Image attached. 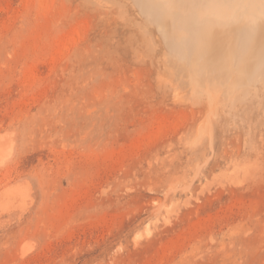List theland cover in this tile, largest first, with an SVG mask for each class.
Segmentation results:
<instances>
[{
    "label": "rangeland",
    "instance_id": "374dc122",
    "mask_svg": "<svg viewBox=\"0 0 264 264\" xmlns=\"http://www.w3.org/2000/svg\"><path fill=\"white\" fill-rule=\"evenodd\" d=\"M164 4L0 0V189L32 202L0 219V264H264V49L243 58L264 36L194 85Z\"/></svg>",
    "mask_w": 264,
    "mask_h": 264
},
{
    "label": "bare ground",
    "instance_id": "6f19581e",
    "mask_svg": "<svg viewBox=\"0 0 264 264\" xmlns=\"http://www.w3.org/2000/svg\"><path fill=\"white\" fill-rule=\"evenodd\" d=\"M136 1V0H135ZM145 1V0H144ZM166 1V4L163 5V11L162 12V16L163 18H168L169 20H171V22L175 23V26H178L179 28L181 27L182 30H180L178 32V35L179 37L175 39V42L177 41H180L181 43V46H184L182 47L183 49L185 48V45L188 41L191 43V49H190V52H188V47H187V52L190 53V56H188V60L187 62L188 63H184L186 64V66L194 69L192 70V72L190 71L191 69L187 70V67L185 66V71L187 70L190 71L191 73H194L195 71L196 72H203V74L205 75L206 74V70H205V67H210L208 70H211L213 71V75H219L221 76L222 73L225 72L226 74V71L229 69L228 67H225L226 65L228 64H225L224 66V63H220L218 64V62H215V64H209L206 62V60L208 61L209 59V62L213 61L211 60V58L209 57V55H207L208 51L211 49L214 50V53H212L211 51V54H215L216 53L219 55V54H224L222 53L223 51L225 52V50H223L222 47H224L223 45V41L227 43V40L229 41V39H232L233 41H229L231 43H234L233 44H230V45H233L235 47H237V43H238V36H239V39L241 37V34L239 35L238 34V30L239 31H243L242 29H249L252 34H251V37L255 40L256 38H258L259 36H264L262 34V32H258V30L260 28H264V0H191L188 3H185L183 1H176V0H165ZM149 2V1H148ZM164 2V1H163ZM139 4V3H138ZM146 4V2L144 3L143 2V5ZM149 4V3H148ZM147 4V5H148ZM152 5L151 6H154V10L156 9L155 8V4L153 5V2L151 3ZM157 4V3H156ZM159 4V3H158ZM157 4V5H158ZM162 4V3H160ZM150 5V4H149ZM148 5V6H149ZM147 6V7H148ZM143 7V6H142ZM150 7V6H149ZM160 7V6H159ZM162 7V5H161ZM158 8V7H157ZM165 9V10H164ZM159 10V9H158ZM145 11V10H144ZM152 11V10H151ZM157 11V10H156ZM150 12V11H149ZM158 12V11H157ZM153 13V12H152ZM159 13H160V10H159ZM157 14V13H156ZM156 19V17H155ZM159 20V19H158ZM156 21V20H154ZM171 24V23H170ZM177 24V25H176ZM172 25V24H171ZM159 26V24H158ZM163 26V25H161ZM159 26V27H161ZM173 26V25H172ZM158 27V28H159ZM166 27V26H165ZM144 28V27H143ZM147 28V27H146ZM145 28V29H146ZM162 28V27H161ZM241 28V30L239 29ZM160 29V28H159ZM161 30V29H160ZM181 32V33H180ZM245 32V30L243 31ZM242 32V33H243ZM250 32V33H251ZM163 33V30L162 32ZM240 33V32H239ZM246 33V32H245ZM165 34V32H164ZM163 34V36H164ZM162 35V34H161ZM166 36V35H165ZM200 36H203L200 37ZM258 36V37H257ZM243 37L246 38V40L248 39V36H246V34H243ZM167 38V37H166ZM165 39V37H164ZM173 39V37L171 38ZM243 40V39H242ZM254 40H251L252 42ZM173 41V40H172ZM245 41V40H244ZM249 41V39H248ZM247 41V42H248ZM188 42L187 46L190 44ZM243 43V41H241ZM239 40V43L242 44ZM173 43V42H172ZM225 43V45L227 47H229L227 44ZM176 44V43H175ZM174 45V44H173ZM172 45V47H173ZM177 45L180 47V45L177 43ZM244 45V44H243ZM176 47V46H175ZM245 47V45H244ZM171 48V47H170ZM169 48V49H170ZM181 48V49H182ZM182 49V50H183ZM222 51L221 53L220 50ZM230 49V48H228ZM235 48H233L234 50ZM243 49V48H242ZM260 49H264V45L258 43V44H252L251 46H248L245 47L244 52H243V58H246V59H252V57L255 55V54H258L259 50ZM181 50V52L183 53V51ZM219 51V52H215V51ZM232 50V51H233ZM260 50V53H262ZM178 51V50H176ZM175 51V52H176ZM236 51V49L234 50ZM233 52H229V54L231 53L232 55H234ZM180 50H179V54L181 53ZM237 52V51H236ZM168 53V52H167ZM173 53V52H172ZM181 53V54H182ZM186 53V52H185ZM225 53H228L227 51ZM242 53V52H241ZM230 54V55H231ZM245 54V55H244ZM264 54V53H263ZM173 55V54H171ZM170 55V56H171ZM186 55V54H185ZM188 55V54H187ZM214 55V56H215ZM218 55H216V58L218 57ZM231 55V57H232ZM241 55V54H240ZM169 56V57H170ZM181 56V55H180ZM221 56V55H219ZM246 56V57H245ZM167 57V60H168V56ZM185 57V56H184ZM208 59H207V58ZM225 57V55L223 56ZM174 58V57H173ZM221 59V62L223 60L222 56L219 57ZM186 59V58H185ZM214 59V58H212ZM226 59V58H225ZM224 59V60H225ZM245 59V60H246ZM171 60H172V57H171ZM174 60V59H173ZM236 60V59H235ZM177 61V60H175ZM243 61V60H242ZM250 61V60H249ZM168 62V61H167ZM174 62V61H173ZM172 62V63H173ZM205 62H206V65L205 66ZM244 62H247V61H244ZM243 62V63H244ZM242 63V62H241ZM223 64V66L221 65ZM235 64V63H234ZM221 65V66H220ZM230 65V64H229ZM228 65V66H229ZM241 65V64H240ZM260 65V64H259ZM168 66V65H167ZM170 66V65H169ZM181 66V65H180ZM231 66V65H230ZM172 67V66H171ZM178 67V65H177ZM188 67V68H189ZM232 67V66H231ZM180 68V67H179ZM228 68V69H227ZM236 68V67H235ZM207 69V68H206ZM240 69V68H239ZM207 70V74L209 75V72ZM233 70V68H232ZM236 70V69H235ZM194 71V72H193ZM238 71V69H237ZM236 71V73H237ZM261 71V70H260ZM200 73H196L197 76H195V73H194V78L191 74H188L189 75V78L192 76L191 79H193L191 82V79H190V82L189 83H195L194 80L195 77H199L201 76L202 74ZM229 74L232 73V71L229 70ZM242 72V71H240ZM258 73V72H257ZM181 74V73H180ZM179 74V75H180ZM184 74V72H183ZM206 74V75H207ZM212 75V73H210ZM228 74V73H227ZM233 74H235V72H233ZM240 74V73H239ZM238 73L235 74V75H239ZM242 74V73H241ZM245 74V73H244ZM247 74V73H246ZM185 75V74H184ZM187 75V74H186ZM191 75V76H190ZM206 75H205V79H206ZM211 76L212 78L214 76ZM234 75V76H235ZM259 75V74H258ZM183 76V75H182ZM225 76V75H224ZM216 77L215 76V79H221L223 78V81L225 77ZM227 76V75H226ZM244 76V75H243ZM246 76V75H245ZM244 76V77H245ZM248 76V74H247ZM262 76V75H261ZM210 77V76H209ZM209 77H208V80H209ZM210 77V78H211ZM231 76H229L230 78ZM249 77V76H248ZM257 75L254 76V78H249L251 79L250 80V83L255 79H256V82H257ZM264 77V76H263ZM262 77L263 81H264V78ZM184 78V77H183ZM233 79V76L231 77ZM238 80H235V78L233 79L234 82L236 81H240L242 78H240L239 80V77L237 76ZM259 78V77H258ZM186 79H187V76H186ZM204 79V80H205ZM214 79V78H213ZM214 79V81H216ZM227 79V78H226ZM232 79H228L229 83L232 82L231 86L230 87H234V89L230 88L229 87V83L226 85L228 87H226V91H230L231 92L232 90L235 91V89L237 90V88H239L236 84V85H233L234 82ZM212 80V79H211ZM246 80V79H245ZM244 80V81H245ZM185 81V80H184ZM219 81H222V80H219ZM249 81V80H248ZM201 82V83H200ZM213 82V80H212ZM211 82V83H212ZM227 82V80H226ZM198 82H196V84L194 85H200L203 83V85L205 84L202 80L200 81L199 79V83L197 84ZM224 83V82H223ZM242 83V82H241ZM240 83V84H241ZM247 83V82H246ZM260 83V82H259ZM210 85V82L207 83ZM205 84L208 88V85ZM248 84V83H247ZM204 85V86H205ZM233 85V86H232ZM193 86V85H192ZM250 86V85H249ZM183 87V86H182ZM190 87V86H189ZM189 87H188V90H189ZM242 87V85L240 86V88ZM252 87V86H251ZM186 88V86H185ZM239 88V89H240ZM243 88V89H242ZM238 92H244L246 90V88L242 87ZM256 88V87H255ZM192 89V87H191ZM249 89V88H248ZM257 89V88H256ZM219 91V90H218ZM225 91V90H224ZM221 92L219 94L222 95V93H224L222 95V97L224 96L225 98L226 97H229V95L233 94V93H230L228 95L225 96V92ZM248 91V90H246ZM193 92V91H192ZM220 92V91H219ZM233 92V91H232ZM249 92V91H248ZM191 93V92H190ZM194 93V92H193ZM192 93V94H193ZM237 93V92H236ZM203 94V93H202ZM241 95V93H238ZM254 94L256 95L255 91H254ZM220 95V96H221ZM243 95V94H242ZM247 95V94H246ZM191 96V95H189ZM219 96V97H220ZM235 96V95H234ZM233 96V97H234ZM237 96V94H236ZM235 96V97H236ZM248 96V95H247ZM253 96V94H252ZM254 97V96H253ZM207 98L211 99V97H208ZM216 99V97H214ZM213 99V98H212ZM230 99V97L228 98ZM234 99V98H232ZM243 99V98H242ZM220 101V100H219ZM218 101V102H219ZM235 101V100H234ZM211 103V102H210ZM214 103H215V100H214ZM223 103V102H222ZM221 103V104H222ZM226 103V101H225ZM218 104V103H217ZM220 104V102H219ZM224 104V103H223ZM210 105V104H209ZM215 105V104H214ZM227 105V104H226ZM211 106V105H210ZM213 106V104H212ZM211 106V107H212ZM214 107V106H213ZM227 107V106H225ZM203 130V129H202ZM205 131V130H204ZM15 142L13 140V134L12 132H10L9 130H6L5 132L3 133H0V169L3 168L4 166H6L7 164L11 163L13 161V158H14V154H15ZM20 182V181H18ZM17 183V182H15ZM27 183V182H26ZM20 183H17V184H14V183H8L6 184L3 188L0 189V219L2 218H7V219H16L18 217H21L29 208V206L31 205L30 203V198H31V190L29 187H27V185L25 186L23 183H21L22 185H19ZM24 249L23 250V254L25 255L28 251H30L29 249H26L25 247H23Z\"/></svg>",
    "mask_w": 264,
    "mask_h": 264
}]
</instances>
